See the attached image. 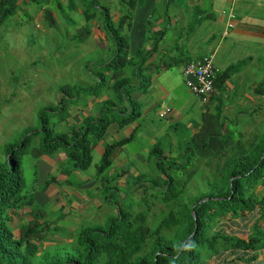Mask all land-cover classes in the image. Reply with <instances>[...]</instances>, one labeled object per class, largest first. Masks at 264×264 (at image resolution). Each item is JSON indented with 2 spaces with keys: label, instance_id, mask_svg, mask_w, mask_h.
<instances>
[{
  "label": "trees",
  "instance_id": "trees-1",
  "mask_svg": "<svg viewBox=\"0 0 264 264\" xmlns=\"http://www.w3.org/2000/svg\"><path fill=\"white\" fill-rule=\"evenodd\" d=\"M29 1L41 5L47 0ZM97 5L100 6V0H84L83 13L87 16L93 12L89 19L101 14L103 28L112 40L111 58L91 64L99 73L91 75L92 82L88 85H60V99L50 108L39 110L38 125L28 128L18 141L4 145L6 157L0 164V264H209L210 259H221V264H254L264 248V121L250 138L235 137L224 127L223 121L208 120L210 106L205 108L204 122L196 131L173 128L174 141L170 139L163 147L160 139L151 146L146 162L148 171L154 170L153 175L137 171L132 176V185L126 183L128 192L141 191V195L137 193L136 203L145 205L146 209L134 211L136 203L117 200L115 215L107 217L104 224L78 228L73 242L57 244L56 252L49 250L54 247L44 246L45 242L54 241L57 225L45 218L46 213L43 215L39 205L45 203L47 195L42 203L36 193L44 194L49 182L39 189L35 181L27 185L23 157H30L35 165L34 161L43 156H54L62 151L71 170H86L108 126L113 122L125 125L138 117L140 110L132 94L148 85L144 77L136 82L130 77L140 75L152 51L136 50L131 57L122 28L128 15H122L115 22L106 6L102 5L99 10ZM18 9L17 0H0V26ZM54 13L57 14L52 8L44 11L49 28L57 27ZM89 34L88 26L81 28L78 43L84 42ZM129 64L134 66V72L127 76L125 70ZM230 71H217L215 89L220 88ZM104 91L110 96L101 101L95 116L87 114L66 130L55 128L56 123L70 116L71 109L81 103L82 98L102 97ZM131 138L132 135L105 145L96 165L99 175L111 166L113 150ZM34 139H37L36 144H32ZM197 158H202L206 164L215 161L216 169L206 175L211 178L207 179L204 189L185 195L196 172L192 162ZM64 169L66 173L67 167ZM109 181L102 185L105 200L119 190V182L117 185ZM98 189L100 185L95 188ZM151 198L167 207L166 211H161V218L154 227L147 221ZM24 210L31 218L13 223L11 212ZM233 220L239 223L237 233L230 231ZM239 230L247 232L246 237L239 236Z\"/></svg>",
  "mask_w": 264,
  "mask_h": 264
},
{
  "label": "crops",
  "instance_id": "crops-1",
  "mask_svg": "<svg viewBox=\"0 0 264 264\" xmlns=\"http://www.w3.org/2000/svg\"><path fill=\"white\" fill-rule=\"evenodd\" d=\"M83 2L47 0L39 5L34 1L17 0L19 9L15 15L25 17L26 13L31 12V17L27 19L34 24H43L45 9L52 8L57 13L54 14L57 15L58 31L69 32L67 27L72 25L76 27L75 33H69L77 37L81 35V28H90L88 38L78 46L81 53L98 47L102 50L101 56H110L112 45L100 48L109 39L103 28L102 16L98 13L88 19L83 14ZM102 5L107 7L115 22L122 15H128L122 28L127 36L131 57L136 50L152 51L145 68L136 77V81L144 77L148 85L132 94L140 110L138 117L125 125L111 123L102 139L103 144L96 150L101 156L106 144L132 135L129 142L117 146L111 155L113 165L127 167L123 174L125 178L149 169L146 158L138 154L147 152L173 128L196 131V127L204 122L207 106L211 109L206 116L210 114L208 120L223 121L225 128L245 117V107L251 108L249 114L255 122L264 121V89H260L264 85V0H100V6L97 5L99 10ZM63 8L72 10L73 18L78 16V21H66ZM44 25L49 26L47 23ZM86 43L89 46H83ZM211 55L217 71H231L220 88H214L215 92L208 101L202 102L200 96L187 87L189 76L184 74V68L191 61L198 62L202 57ZM128 72L132 75L133 65ZM104 98L91 96L90 103L97 105ZM84 104L83 100L73 106L71 111L77 113L73 115L74 122L62 130L78 124L85 115L90 114ZM166 108L169 111L161 116ZM251 127L247 125L245 129L252 132ZM173 138L175 140V135ZM57 158H50L52 162L42 160L41 164L59 170L65 158L61 161H57ZM38 161L34 162L37 164ZM89 186L94 187L93 184ZM233 221L230 231L234 229L231 232L237 233L239 223Z\"/></svg>",
  "mask_w": 264,
  "mask_h": 264
},
{
  "label": "rangeland",
  "instance_id": "rangeland-1",
  "mask_svg": "<svg viewBox=\"0 0 264 264\" xmlns=\"http://www.w3.org/2000/svg\"><path fill=\"white\" fill-rule=\"evenodd\" d=\"M63 9V12L67 15L66 21H75V23L78 21V16L73 18L72 10ZM90 10L93 11L91 8ZM31 14V12L26 13V18L21 17V15H15L0 26V164H3L6 157L4 145L8 142L18 141L28 128H35L38 125L39 110L50 108L58 102L60 99L58 93L60 85H88L92 82L91 75L99 73V70L91 64L103 62L112 56V54L110 56H101L100 52L102 50L98 47L96 50L87 51L84 54L81 53L78 49L80 45L78 43L79 37L76 38L69 33L71 31H73L72 34L75 33V26L69 25L67 27L69 32L64 30L60 32L56 29L57 27L49 29L45 26L44 24L47 23L45 19L43 24L40 22L34 24L27 19L29 16L31 17ZM78 15L81 16V14ZM90 15H93V12L87 14L88 19ZM60 30H62V27ZM108 38V43H103L104 46L100 47L101 49L106 48L107 45H112L109 35ZM83 46H89V44L86 43ZM130 66L129 64L125 70L127 76L131 75L128 72ZM130 79L136 82L135 77H130ZM260 89H264V85ZM102 96L106 98L110 95L109 92L104 91ZM82 99L86 106L85 109L88 112L90 111V115L95 116L101 102L93 105L90 103L91 97ZM243 109L246 113L245 117L240 118L241 121L238 123L229 124L228 129L235 134V137L248 139L252 132L255 131L254 129L260 128L258 126L260 120L255 122L250 117V107ZM71 115L68 120H65V123H56L55 128L62 130L66 128V125L73 123L74 116L77 115L76 111H71ZM247 125H252V132L245 129ZM234 126L235 129L233 130ZM236 130H240V132H236ZM171 135L173 134L170 131L168 136L162 138L163 142L161 145L163 147L169 144L170 139L174 141ZM36 142L37 139H34L32 144H36ZM102 144L103 142L100 141L97 147L94 148L92 163L86 170H71L66 160L63 162L64 167L62 168L61 164L59 170L51 165L41 164L42 160L52 162L51 159L54 157L55 159L58 157L57 161L63 160L64 153L62 151L54 154V156H43L35 165L32 164L30 157H23L27 185L35 181L34 184L39 189L46 182H49L44 194L37 192L36 195L37 199L42 203L44 195L49 197L48 199L45 198L44 204L39 203V205L43 208V215L46 213V217H43L55 221L54 225H57V232L53 233L54 241L50 240L44 243V246L50 245L51 248L54 247L49 249L51 252L58 250L56 248L57 244L67 245L72 243L74 240L73 235L78 228L87 225L104 224L107 217L115 215V202L117 200L121 199L120 201L126 204L129 202L136 203L139 200L137 193L141 195L140 190L132 194L125 187L126 183L132 185V176L135 174L129 175L128 178H125V175L119 178L121 173L126 171V166L121 168L112 164L103 174L99 175L96 172V165L101 159L96 150ZM173 150L176 152L174 147ZM147 153L148 151L138 155L148 158ZM177 158L182 160L181 156H177ZM150 165L152 169L154 166L152 163ZM192 166L195 167L196 172L186 187L185 195H193L198 190L204 189L207 185V179L211 178V176L206 177V175L213 173L216 169L215 161L206 164L202 158L194 160ZM65 167H67L66 173ZM128 167L130 169V165ZM121 169L124 170L122 171ZM141 172L147 175L154 174V170ZM52 178H55L54 182L49 181ZM102 178L105 181L102 182ZM107 180H110L109 183H117V185L119 182V190L114 195L109 194V191L108 194L111 197L105 200L103 198L104 193L101 191L102 185H107ZM67 182L69 183L67 184ZM91 184L94 187H90L89 185ZM98 185H100L101 189L95 190ZM256 191L259 192L260 189L256 188ZM105 193L107 194V192ZM144 209H146L145 205L134 204V211ZM166 209L167 207L164 204L151 198L147 218L150 227L156 225L161 218V211H166ZM18 212H11L14 216L13 223H18L20 220L27 221L31 218V215L25 210L21 213L20 211ZM239 232V236L246 237L247 232L242 230H239ZM221 262V259H210L209 264H221ZM254 264H264V248L260 250L258 259Z\"/></svg>",
  "mask_w": 264,
  "mask_h": 264
},
{
  "label": "built area",
  "instance_id": "built-area-1",
  "mask_svg": "<svg viewBox=\"0 0 264 264\" xmlns=\"http://www.w3.org/2000/svg\"><path fill=\"white\" fill-rule=\"evenodd\" d=\"M216 73L212 55L204 56L198 62L191 61L184 68V74L189 76L186 81L187 87L192 93L199 95L202 102H207L214 92ZM167 111H169L168 108L164 109L160 115H164Z\"/></svg>",
  "mask_w": 264,
  "mask_h": 264
},
{
  "label": "clouds",
  "instance_id": "clouds-1",
  "mask_svg": "<svg viewBox=\"0 0 264 264\" xmlns=\"http://www.w3.org/2000/svg\"><path fill=\"white\" fill-rule=\"evenodd\" d=\"M186 65H187V64H186ZM216 74H217V73H216ZM214 88H215V86H214ZM214 92H215V89H214ZM214 92H213V93H214Z\"/></svg>",
  "mask_w": 264,
  "mask_h": 264
}]
</instances>
